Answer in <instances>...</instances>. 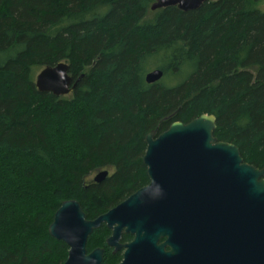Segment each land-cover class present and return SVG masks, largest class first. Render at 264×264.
<instances>
[{"label":"trees","instance_id":"obj_1","mask_svg":"<svg viewBox=\"0 0 264 264\" xmlns=\"http://www.w3.org/2000/svg\"><path fill=\"white\" fill-rule=\"evenodd\" d=\"M156 1L0 0V264H64L62 204L94 219L146 186V137L174 123L215 116L214 138L264 169V0ZM60 63L76 89L40 93L37 72Z\"/></svg>","mask_w":264,"mask_h":264},{"label":"water","instance_id":"obj_2","mask_svg":"<svg viewBox=\"0 0 264 264\" xmlns=\"http://www.w3.org/2000/svg\"><path fill=\"white\" fill-rule=\"evenodd\" d=\"M208 1L157 0L151 11L176 7L185 13L193 12ZM163 76L162 71L154 70L145 80L152 85L160 82ZM80 80L75 81L69 66L60 63L37 75L36 88L43 94L65 97L76 89ZM216 129V117L202 115L189 124L174 123L160 135L157 131L150 133L146 137L143 158L150 184L95 222L86 221L77 201L64 202L54 216L49 234L70 247L65 264L102 263L101 251L86 256L88 238L102 224L114 231L112 245L117 244L125 228L131 234L138 228L151 230L139 235L138 242L126 246L125 264H132L135 251L151 253V247L164 236L169 220L175 224L181 220L190 229L197 226L202 213L207 217L213 211L219 212L220 223L224 211L229 213L230 219L238 217L242 221L238 241L230 247L228 257L220 256V264H264V169L244 163L236 146L218 142L214 138ZM108 175L106 171L101 172L94 181L101 184ZM244 223L248 227L246 234ZM220 230L223 236L222 225ZM233 238L237 239L234 235ZM150 262V255H147L143 263Z\"/></svg>","mask_w":264,"mask_h":264},{"label":"flooded vegetation","instance_id":"obj_3","mask_svg":"<svg viewBox=\"0 0 264 264\" xmlns=\"http://www.w3.org/2000/svg\"><path fill=\"white\" fill-rule=\"evenodd\" d=\"M101 172L105 171H100L98 174H100ZM106 172H108L109 175L111 174L110 171ZM93 182L95 184H98L94 180ZM149 184L150 180L146 186L140 188L139 190L128 196L126 199H124L122 202L110 208L107 212L94 219L87 218L86 213L81 207L85 214L86 221L95 222L99 218L107 215L110 211L122 205L130 197H132L138 191L147 187ZM207 215V217H203L204 213H202V218L198 221L197 226L190 229H188L189 227H187V224L184 225V222H182L181 220L178 224H175L167 219L169 220V222L164 227L165 234L164 236L158 238L155 247H151V253L148 252L147 254L146 252H142L141 250L135 251L133 253L132 264H145L143 263V261L147 255H150V264H220V256L226 255V257H228L231 253L230 247L234 245L235 241H238V238L242 232V221H240L238 217L236 219H234L233 217L231 218V220L227 211L223 212L221 223L219 222V212L217 213L216 211H213L212 214L208 213ZM221 225L223 227V236L220 235ZM243 227L244 233L246 234V231L248 230L246 223H244ZM101 229L105 230V235L102 237L103 239L100 242V245L89 248L91 237L94 235V233L98 232ZM126 230V228L122 230L117 244L112 245L110 241L113 238L114 231L112 229H109L108 225L102 224L100 228L94 230L88 238L86 246V256L88 257L96 251H101V264H105L106 260L108 259V255L111 257H117V261H113L110 264H125V258L128 252L126 246L138 242L139 235L141 236L148 233V230L151 231L149 228H138L134 234H131L127 233ZM152 235L153 237H155V232H152ZM233 235L236 236L237 239L233 238ZM67 248L68 259L71 249L69 246H67ZM190 258H192L193 260H191Z\"/></svg>","mask_w":264,"mask_h":264},{"label":"rangeland","instance_id":"obj_4","mask_svg":"<svg viewBox=\"0 0 264 264\" xmlns=\"http://www.w3.org/2000/svg\"><path fill=\"white\" fill-rule=\"evenodd\" d=\"M258 7H259V9L264 10V4H260ZM153 68H154V67L150 66V70L148 71V73L151 72V71L153 70ZM42 70H43V69H40V70L37 72V75H38ZM37 75H36V77H37ZM35 79H36V78H35ZM99 172H100V171L95 172V173L91 176V180H92V181L94 180V178L96 177V175H97ZM110 173H111V172H110Z\"/></svg>","mask_w":264,"mask_h":264}]
</instances>
